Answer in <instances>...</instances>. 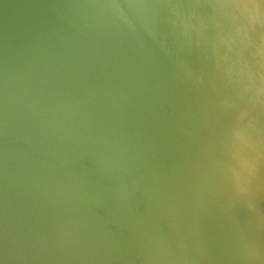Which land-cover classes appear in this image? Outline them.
Segmentation results:
<instances>
[{
    "label": "water",
    "instance_id": "water-1",
    "mask_svg": "<svg viewBox=\"0 0 264 264\" xmlns=\"http://www.w3.org/2000/svg\"><path fill=\"white\" fill-rule=\"evenodd\" d=\"M0 264H264V0H0Z\"/></svg>",
    "mask_w": 264,
    "mask_h": 264
}]
</instances>
